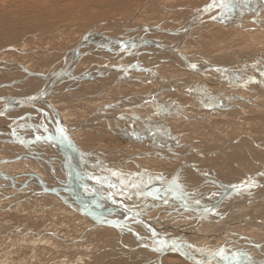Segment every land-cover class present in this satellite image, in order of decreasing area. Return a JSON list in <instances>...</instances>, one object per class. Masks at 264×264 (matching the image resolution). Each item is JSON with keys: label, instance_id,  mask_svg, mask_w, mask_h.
I'll return each instance as SVG.
<instances>
[{"label": "rangeland", "instance_id": "obj_1", "mask_svg": "<svg viewBox=\"0 0 264 264\" xmlns=\"http://www.w3.org/2000/svg\"><path fill=\"white\" fill-rule=\"evenodd\" d=\"M22 1L24 0H0V93L6 92V93H12L15 95H27V94H30V92L35 90L36 88L42 87V85L47 82L50 76V72L60 67L62 62L67 57V55L70 52H72V50L75 48V45L78 43V41L79 42L82 41V38L86 36L87 31H89V29L92 28L91 25L96 23L99 20H102L105 18H117V17L118 19H122V18L127 19L130 16L134 15L135 17L131 19L130 22L132 23H129V25L135 26V25H138V23L155 25L156 23L160 22L159 24H161V26L163 25L166 27H170V26L176 25L175 27L179 28V26H181L185 21H187V19L190 18L191 15H193V13L191 12L192 10L198 11L199 9L203 8L204 5H208V2L206 3L207 0H168V1L163 0L165 1L163 2V5L157 0H149L148 2L143 4L142 8H140L141 11L139 10L137 12L136 11L137 7H139L138 5L142 3V0H128V2L124 6H121L118 8H112L107 13L103 14L102 16L98 18H84V17L79 18L76 16H70L69 18L62 19L60 14L64 10L69 9V6H71L69 1L68 2L66 1L56 2V0H50L48 4L47 3L43 4L42 6L37 7V8L35 6H33V8H30V6L29 8H27L28 6L25 5L26 3ZM188 2H190L189 3L190 6L188 4L185 5ZM224 3L227 4L226 0H224ZM29 4L30 3H28V5ZM237 4H238L237 2H233L232 4L228 5V7L229 6L231 7L223 11V13L225 12L224 13L225 17L219 16L208 22L204 21L207 23V24L205 23V25L200 24V25L195 26L196 28L194 27L195 29L193 30L192 36L191 34L187 33L188 38L190 40H188L187 38L186 39L187 43L185 45L186 46L188 45L187 46L188 49H184L186 46H183L182 51H185L186 53L187 52L188 53L197 52V54L201 55V58L203 59L202 62L205 59V63H208L209 61L210 63H213V64L216 63L218 65L224 62L228 63L229 61H231L233 56L234 57L237 56L238 58L240 57L249 58V55L250 57H252L255 54H259L262 52L264 53V22H263L264 16H262L264 15V3L261 2V0H251V1L242 0V4L244 5V8L239 7ZM91 7L92 8H90V14L94 15L97 11V7L96 5H93ZM219 7L218 8L216 7L214 10L220 11L221 7L220 8ZM256 8H258L257 9L258 11L256 10ZM172 9L173 10L175 9V10L173 11ZM243 9L244 11H242ZM212 13H214V11H212ZM260 17L261 19H259L258 21H260L261 24L255 23L256 20ZM178 18L181 20H178ZM176 19L179 22L176 21ZM218 19L219 20L221 19V23L217 21ZM29 23H35L36 25L37 24L44 25V28L38 27L36 25L34 27H28ZM223 29L226 30V32H224L225 34L222 33V31H224ZM199 30H201L202 32ZM142 33H147L151 36H160L162 37L164 41H166V43H168L169 38L170 39L171 37L172 39L176 38L172 43L169 42V44L170 43L172 45L175 44L174 46L177 45V42L179 41L178 39L180 38L176 36L169 37L168 35H165L164 33L155 32L153 30H147L146 32L143 31ZM219 33H221V35ZM197 34L199 35L197 36ZM125 37L127 38V36ZM120 40L122 39L120 38ZM191 40H192L193 45L191 43ZM92 46H93V42L91 44L89 43L86 46H83L82 49L80 48V51L74 54V56H76L77 54L78 59L80 60L79 55H81L82 53H87L90 47ZM101 46L99 45L100 55L95 53V51H94V54H97V55H88V53L86 54L85 59L82 61V62H85V64L80 63L81 65H79V67H76L73 64L75 62L74 61L71 62L72 64L71 66L75 67L74 70L76 72L80 71L79 73H82L84 71L87 72L88 70L95 71L98 69V67L96 66V63L101 64V61H104V59H105L104 63L106 62L115 63L114 59L118 52L116 53L114 51L106 49V47L103 48ZM147 46L150 47L149 45ZM141 49H142V46H141ZM201 51H204L203 54ZM205 52H207L208 55L210 53L220 52L224 56L223 55H221L222 57L218 56L219 59H217V57L210 58L204 55ZM96 56L99 57V60L93 59ZM262 57L264 58V55ZM192 60L196 62L197 64L200 63L197 59H192ZM150 61H151L150 62L151 64L149 62L144 61L142 68L149 67V64H150L152 65L151 69L154 70L153 73L156 74L157 76L161 75L162 78L165 77L167 79H172L175 82L178 79L181 80L180 73L184 72L185 67L177 65L176 67L174 66V68H176L175 70L172 66H166L167 64L162 66L159 60H150ZM257 61L258 63H260L261 60L257 59L256 62ZM94 62L95 64H93ZM119 62L120 63L124 62V60L117 61L116 63H119ZM248 62L252 64L251 66L253 69L255 67L254 65L255 63L253 64L252 62H254V60H250V61L248 60L245 62L239 61L238 63L234 65L233 69L241 70L240 69L241 65L248 63ZM261 62H263V60ZM145 63H147L148 65ZM4 65H7V67ZM231 66L232 64L228 65V68L230 67L229 69H232ZM168 68L169 69L171 68V69L169 70ZM29 70H32L31 72L42 71L43 73H46L48 75H46V77L42 75H39V76L34 75V74L31 75L29 73ZM120 72L122 73L123 70L121 71L118 70L116 72L114 71L113 75L108 74L106 76L104 75V76H99V77L102 81L103 80L109 81L112 78H115ZM135 72H136L135 75L131 73L132 75H134L132 77L142 76V77L147 78L148 75H150L148 77L149 79L154 76L153 73H151L152 71L149 73L140 72V71H135ZM252 72L253 73H250L247 71L246 74L243 73L241 76H245V75L247 76V74L249 73L254 74L255 71H252ZM257 72L260 73L259 71ZM257 72H256V75H258ZM209 73L219 74L220 72L209 71L206 74H209ZM173 76H177V78ZM195 76L197 78L201 77V75H197V74H195ZM202 76L204 77V75ZM216 76L218 77V75ZM216 76L212 78L207 77V79L214 82L216 80L215 79ZM89 78L83 79L82 81L83 83H86L85 89H88L90 87L88 90H85L84 93L100 92L99 97L89 98V99L79 98L80 101H78V99L70 97V95H67V93H66L67 97L64 96L65 93H62V94L60 93L61 95L56 94L55 96H52L53 99L52 98L51 99L53 102L56 103L57 107L61 108V110L64 112V115L66 116L68 120L67 122L68 124L69 122H70V125H75L77 123H82V122L86 124V125L84 124L85 129L82 131L81 134H78L79 132H77L76 136L73 135V138L77 141L79 146L81 145V147H84L86 149L89 148L90 150L87 149L88 151L92 150L93 153L95 152L97 155L107 160L111 159V160H115V162L121 161L120 163L122 164L123 171H127L128 174H131L129 176H131L136 181V183H138L139 181L149 182L151 180L150 177L152 176H156L158 178L161 176L160 178L165 180L168 178V176L171 175L169 173H172L173 171L174 173L176 172V170L178 169L177 167H179V165L181 164V161L188 162V161H195L198 159L197 161L199 162L202 161L201 164L205 163L203 158H201L202 157L200 155L201 153L200 154L197 152L195 153V151L192 150V152L195 154L190 153L191 155H189V153H178L180 151L182 152L189 151L193 149L194 147L196 149H202V148L207 149L210 143L211 145H214V147H217L216 145L222 146L221 144L224 143L223 139L225 138L227 139L229 137L233 139L239 135L242 136V139L244 142L246 141V143L251 144L252 142L250 140L243 137V133H248L249 135L254 136V138L257 139L256 141H258L259 143H263L264 141V116L263 115L261 116L260 113H258L255 116H252L253 114H255L252 112H256L261 108L255 107L253 105H249V106L244 105L245 103H242L240 100L238 99L236 100L232 98L225 100L223 102V100H220V98L222 99L223 98L222 96H224V94L222 95V92L220 90H219V93L218 91H216L215 93H213V91H210L209 94L207 92L202 91V90L207 91L209 90L208 88H212L213 90H216L217 86L215 87L214 85H212V87L211 86L209 87V84L197 83L196 85H194V88H192V91H194L193 89H196L197 87H199V89H197L196 91L197 93L201 92V94H199V98L201 100H207L211 104L215 103V105L214 104L208 105L202 102H199L201 103L199 104L193 101V98L189 96L188 94L183 93L182 91L178 89H175L178 93L179 92L183 93L182 95H180V98H179V96H176L177 94H174L171 91V89L173 88L167 91V89L165 90L164 86L161 83H159V81H155V80L154 82L152 81L153 82L151 83L152 86L150 83L146 84L142 81L141 83H139L140 81L138 82L136 81V84L133 82L130 85L128 84L127 80H123L122 82L118 83L119 84L118 86L112 87L109 92L108 88H104L102 84L100 85V83L96 82V80H93L94 78L93 79L91 78L93 82ZM73 80L74 78L70 79V81H73ZM132 80L134 81L133 78ZM151 80L153 79H150L149 81ZM70 84L72 86L73 83L71 82ZM202 85H204L205 87ZM238 85L239 84H236L237 87ZM68 86L70 85L68 84ZM188 87L190 88V86ZM80 88H72L71 91L76 93V95H80L81 94L80 92H76V91H79ZM105 89L107 90V92H104L106 91ZM227 91L229 92L230 90L227 89ZM228 92L227 94H229ZM243 92H244L243 96L246 94H249V93H246L247 91H243ZM140 93L142 94V96ZM202 94H203V97H201ZM230 94H232V92H230ZM240 94L242 95V92H240ZM150 95L151 96L153 95L152 96L153 98L152 97L148 98L150 97ZM184 95L190 98L187 97L188 99L186 98L187 100H184L185 99ZM249 95H246V96H249ZM108 98L111 100V102ZM97 99H100V105L105 104V106L108 107L107 105L114 104L115 106H121L124 109V111L130 110L131 113L138 115L143 120H147L148 125H145L143 122L141 123V121L136 120L134 116L132 115L128 116L130 119L128 124L123 123V122L122 123L120 122L118 124L116 121L113 120V118L112 119H104V118L100 119L99 118L100 119L99 120L98 113L101 111V113L103 114L102 110L106 111L107 109L103 107L97 109V106L94 103H90L91 100L97 101ZM261 99H262L261 97L258 98L259 104H261L262 102ZM112 101H115V102L118 101L117 103L118 104L121 103V104L116 105V103ZM153 101L156 103H154ZM93 105L95 107H93ZM150 106L153 109H151ZM160 106H164V108L165 106L171 107L173 108V111L176 113L172 114V112L171 113L168 112L166 114L164 112L165 110H162ZM135 107L137 108V110ZM147 108H149L151 111L148 110ZM94 109H97L98 113H95ZM175 109L178 111H175ZM118 110L119 108L117 110H114V112L115 111L117 113L120 112ZM141 111L143 114L141 113ZM180 111L182 112V114L184 113V115L193 117L192 120L194 121L189 119L190 124L188 122L182 124V122L186 120V117L184 118L183 116H181ZM262 111H264V109ZM107 113H109L108 110L106 114ZM197 113H199L201 117L199 118L195 117ZM155 114H157L158 116L157 115L155 116ZM10 116L8 115V117L0 118V124H4L6 123V121L10 122L13 119L11 118L13 116L11 117ZM149 117L152 118V122L149 120ZM163 117L165 119H163ZM90 119L94 121L92 122ZM33 120L34 122H36L37 126L36 125L34 126V124L32 125V123L30 122L24 123V126H22L19 129L18 128L16 129L17 134L18 135L22 134L28 137H34V136L40 135L39 131L36 129V128L41 127L40 123L38 122V120H35V119ZM233 120H235L236 122ZM42 121L43 123H45L44 128L54 133L53 128L55 127L53 125V121L51 120V116L49 115L48 119L46 117H43ZM194 122H197V123H194ZM191 123H193V125H191ZM215 125L216 127L214 128ZM207 126L209 127V129ZM112 127H113V130H112ZM180 127L182 128L180 129ZM86 128H88L89 131L90 130L92 131L88 132ZM174 128H176L175 130L177 131H171V130H174ZM211 128L213 130L214 129L218 130V132L222 133V136L219 137V140H214L213 139L214 136L210 138V134L213 135V130ZM220 128H221V131H220ZM168 129H171V130H168ZM203 129H208V130H203ZM108 130L112 131V133L109 134ZM159 131L162 133H159ZM132 132L134 135L132 134ZM169 132L171 134H169ZM10 133L11 131L8 132V134ZM125 135L128 136V139L124 138ZM134 137L135 139H133ZM175 137H177L178 140L177 139L175 140ZM137 138H140V139L136 140ZM142 140L144 142H142ZM148 140H150V142H148ZM4 141H9V142H4ZM127 141H132V143L135 145H132V143H129ZM197 142H200L199 144L201 143H205V144L199 145ZM156 143H158V145ZM175 144L177 146H175ZM170 145L172 147L174 146L172 150H171L172 147ZM181 145L182 147H184V149L182 147H179ZM247 147L250 148V146H247ZM164 148L169 151L165 150ZM125 149L127 150L125 151ZM239 149H244V148L240 147L237 150ZM237 150H234L229 147L228 149L225 148L222 150V152H224L226 155L225 157L227 156L229 157L230 155L231 156L229 158L228 157L226 158L227 160L230 159L228 162L226 161L227 164L225 163L224 165L221 163V165L223 166L216 164L217 168L214 167V170H215L214 172H216L219 177H224L223 175L228 174L229 178L232 180L238 175L237 173H240L239 176L248 174L249 172L247 171L251 168L253 169L249 171H259L261 169H263L262 171H264V150L263 151L262 149L261 151L259 150L261 153L256 155L257 158L259 157V160L257 161L263 164V166L261 164V167L260 165L256 166L252 162V159L255 156L253 153L252 154L254 156L252 154H249L250 156L248 155L247 159H245V157L240 156V155H243L244 153L239 152ZM99 151H101L100 153L102 154H100ZM145 151L146 152L149 151V154H146ZM153 152H155V154ZM127 154H132L130 155L131 157L129 156L130 158L128 157L130 161V162L128 161L129 163L127 162L128 164L124 161V158H123ZM150 154H152L153 156L152 158L150 156H147ZM187 154L189 157L187 156ZM165 155H169V156L173 155V157H176L179 159V163L175 161L174 163L172 160L160 158V157H165ZM106 156L109 158H107ZM136 156L138 158H136ZM155 157L156 158L158 157V158L156 159ZM254 159L256 160V158ZM150 160L153 162H151ZM122 161H124V163ZM149 161L151 164H149ZM159 164L160 165L162 164L161 167H159L160 166ZM126 167H128L127 170H126ZM219 167H221L223 170ZM110 170L111 171L113 170L112 172L115 171L114 169H110ZM139 170L141 171V173ZM100 171L103 172L102 170ZM189 172L187 171L186 173H184L185 175L183 174L184 179L191 180L192 178L196 177L193 175L194 172L193 174H191L194 177H192ZM149 173L151 176L149 175ZM174 173H172V175ZM187 173L189 174L186 175ZM210 173L214 174L212 170L210 171ZM233 175L234 176L236 175V176L234 177ZM122 176L123 178L121 179L120 182L125 187H127L129 191L134 190L135 187L132 186L133 184L131 183V181H129V178H127L125 175H122ZM214 176L209 179H211L212 181L217 179L216 177L214 179ZM183 178L182 180H184ZM203 178H206V176L203 175ZM85 180L86 181L83 184L80 183L83 187H86L85 186V183H86L88 185L90 184L93 188L95 187V189L100 188V190H107L106 188L102 189L104 186L103 187L101 186V182L93 183L87 179ZM45 183H46V186H45ZM50 185L51 186L53 185L52 187L54 188H51ZM210 185L212 186L213 182H211ZM61 186L62 187L65 186V168L63 169V166H62V152L57 145L42 141V142L34 143L32 145V148L26 149L22 145H19V143L15 142L13 139H9L7 136L0 135V264H122L120 262H123V261L128 262L130 264H152V263L153 264H156V263L157 264H184L186 263L182 260H177L175 256H172V254H179L177 252L173 253V252L165 251L162 249L164 251L163 253H157L148 248H144L138 244L134 234L131 231L123 230L122 232H120L121 230L107 227L105 225L98 223L97 221L92 220L87 215L85 216L84 214L80 212L79 209L75 208L74 201H73L74 200L73 195H71L72 193L70 191L68 190L62 191L61 192L62 195H58L56 193L49 192L48 190V189L61 188ZM263 187L264 186L258 187L257 189L259 188L261 189ZM80 188L82 187L80 186ZM116 189L120 190L118 186L116 187ZM263 198H262L263 202H260L257 206L251 205L252 208L251 207L248 209L244 208L245 211H248V212L253 211V213H255V211H258L261 216L259 214H254V215H258L260 218H264V199ZM113 199H116V198H113ZM118 201H122V199ZM150 202L153 205L157 204L156 202H153V201H148L147 203H150ZM142 203L143 202H141L140 204V202H138L137 206L138 208L140 207L139 209H142L143 212L149 211L148 212L149 214L151 212L157 211L156 214L159 213L160 209L153 207L150 209L151 210L150 211V210H147L144 206H140L142 205ZM203 203H205V201ZM230 205L235 206L232 202L230 203ZM165 208L164 210H166ZM169 209H167V212H169L168 211ZM160 214L163 215L164 213L160 212ZM113 217L121 218L122 215H116ZM210 224H215V223L212 222ZM143 234H145L143 236L144 241L147 240L146 242H150V241L153 242L152 238L149 236L147 232L145 233L142 232V235ZM123 236H127V237L130 236V237H128L127 240H125ZM217 239H220V238L219 237L215 239L206 238V240H210V241L211 240L216 241ZM125 244H127L128 247H125L126 246ZM134 244H136L137 246ZM125 249L126 250L128 249L129 252L126 251ZM242 250H243L242 247L236 249V251H242ZM239 253L243 254L242 252H239ZM239 253L230 252L229 257H232L233 254H238V256H241ZM137 255H139L140 257ZM122 259H125V260L127 259V260L125 261ZM133 260L134 262H132Z\"/></svg>", "mask_w": 264, "mask_h": 264}, {"label": "water", "instance_id": "obj_2", "mask_svg": "<svg viewBox=\"0 0 264 264\" xmlns=\"http://www.w3.org/2000/svg\"><path fill=\"white\" fill-rule=\"evenodd\" d=\"M261 1L264 3V0ZM211 2L212 0L209 2V4ZM216 7L218 8L219 5H217ZM216 7H213L210 11H205L206 7L199 9V11L192 10L191 12L193 13V15L181 25L182 27L179 26V28L176 29H170L162 26L158 27L157 25L159 24H138L133 28L125 29L123 33L115 36V38L106 36L103 38L104 41L101 39L92 40H94L97 45H104L109 48H114L116 45L121 46L124 45L126 41H130L131 45H129L127 49H132L144 43H150L155 48L151 53V55L153 54V56L167 55L170 58H174L177 60V65H181L182 67L189 69L193 74L197 75H202L203 73H208L209 71L220 72L223 75L217 79V82L221 81V79H224L227 80V82L239 84L242 83L239 80L241 71H230V69L228 68V64H205V62L202 64L203 59L201 58L200 54L188 52L186 53L185 51H181V49L183 48L182 46L170 45L164 40L156 38V36L146 35L147 33L140 35V32H146L147 30H153L155 32L173 35H180L182 34V31H185L187 33L191 31L195 26L202 24L205 20L210 21L215 19L211 14L212 10ZM128 34L131 35L128 36ZM100 35L103 36L102 33H100ZM124 35H126L128 38L120 40V38ZM147 59H149V57ZM192 59H197L198 61H200L202 66L200 68L195 67L193 69L194 62ZM73 61L74 57L72 55V57L67 61V63H65V65L54 72L53 79L49 80V83L47 85H44L39 91H35L27 95H15L6 92L0 93V118H5L8 117V115L12 114L18 116L15 120L9 122L8 124H0V135H5L9 139H13L15 142L19 143V145H22L26 149H30L32 148V145L34 143L42 141L57 145L63 154V164L65 168V186L48 190L49 192H53L58 195H62V191H70L73 194L75 208L79 209L80 212L85 216L87 215L92 220L97 221L98 223L110 228L131 231L134 234L139 245L144 248L153 250L157 253H163V248L170 247L172 249H169L167 251L177 252L182 255L188 262H192L194 264H211V262H215L217 264H225V262L222 261L219 257L213 256L210 252L194 245L188 239V237L201 236L208 239H215L221 236H225L226 238L227 234H230L232 227L248 223L249 220L256 222V224H264V221L259 216L254 215L253 211L248 212L243 210V207H246L247 204L258 205L260 202H262V198L256 197L257 195L252 192V188L256 187L255 182H247V186H244V184H242L241 182L233 184L227 183L221 179L212 181L211 179L206 177L201 183L192 186L189 189L190 186L182 180L183 176L185 175H183V172L186 169L191 168L194 173L198 175L202 174L193 170L195 169L193 163L181 161V164L179 165L176 172L173 175L168 176V178L165 180L160 179L156 176H152L150 177L151 180L149 182L139 181L138 183H136V181L131 176L125 174V176L129 178V181H131V183L133 184L132 186L135 188L133 191H127L125 189L126 193L120 194L119 191H116V187L119 186L124 189V185L119 183L118 177L112 175L110 169L119 171L121 165H112L105 158L99 157V155H97L96 153L88 151L86 150V148L79 146L77 141L72 137V133L82 129L84 126V122L77 123L75 125L66 123L64 120V115L56 106L55 102H53L51 99L52 96L56 94V82L81 76L80 73L77 75L74 74L72 76V72L68 69L69 64ZM142 65L143 64L141 61L135 60L126 64L116 65L115 69L119 71L124 70L127 72L140 68L141 70H145L144 72L149 73V69L146 67H143L142 69ZM248 70L251 69H245L243 73L246 74ZM262 70H264V67H262L260 71ZM31 71L32 70H29V73L31 75L34 74L39 76V72ZM40 74L44 77L48 75L46 73ZM255 76L256 75L254 74H247V77H242L241 80L245 79L247 81L248 79H254ZM168 83L171 88L173 87V89H178L183 93L191 96L195 102L205 101V103L209 105V102L207 100L196 99V97L192 93L194 91H190L189 87H185V90H183L182 86L176 88V86L171 81ZM197 83L209 84L205 78L196 79V81H194L192 85H196ZM29 108L36 110L38 114L41 113V117L44 115H50L53 124L56 126L54 133H52L50 130H45L44 125L41 123V127L36 128L40 133V135L38 136L41 137V139L37 140V136L28 137L22 134L18 135L16 127L21 128L24 125L25 121L32 123V125L34 124V126L36 125V122L32 120V113L28 111ZM23 112L24 114H22ZM20 113L22 115H18ZM98 116L99 118L101 117L104 119H111L108 114L100 113L98 114ZM22 117L24 119H22ZM59 128H63L65 130L64 136H61L59 134ZM8 129L11 131L10 134H6V132H4ZM244 136L249 137L254 146L264 149V142L259 143L255 140L256 138L254 139V136L252 135ZM48 137L52 138L49 139ZM242 142V136L240 135L226 141L225 144H240L248 154H252V151L244 145L245 143L242 144ZM222 146H220V148ZM193 150L197 153L200 151V149L196 148H193ZM220 151L214 153L204 152L202 153L203 156L201 155L202 157H200L203 158L207 155L219 153ZM145 153L149 154V152ZM147 156L153 157L152 154ZM160 158L179 162L178 158L169 155ZM229 160L230 159L225 161ZM252 162L256 166L262 164L254 158L252 159ZM76 163L78 164L76 165ZM90 167L93 169L97 168L104 171L108 175V177L110 176V180L113 183L109 182L105 176L93 171ZM214 171L215 170H212V172ZM248 172L249 174L246 175H248L249 179H260V181L256 180V182H258L257 184L259 185L258 187L264 186V177H259V175L263 176L259 171ZM82 174L89 176V178L103 177V180H101L100 182L105 188H107V192H98L95 188L88 184H85L86 187H83L81 184L84 182H82L81 178L78 177ZM211 182L215 184V187L220 189V194L215 198L214 201H212L211 204L203 203V201L210 200L212 195L216 194L215 192L206 191L205 193H201L200 196L194 198L199 189L203 188L205 185ZM80 186L82 188H80ZM234 186H241L240 190L238 191ZM169 189H171V191H169ZM237 194L239 195L238 198L232 201L231 198ZM110 195H113L112 197L116 199H113L112 197H110ZM121 199L122 201H118ZM238 200L242 201L244 204L238 205L236 208L233 205H231L230 208H225L226 204L236 202ZM142 201L156 202L157 204L154 205V207L160 209L159 213H157L156 216H151V214L149 215L148 213H146L147 216L144 215L142 209H139L137 207L138 202ZM171 201L180 203L181 207L175 206L169 209V212L165 211V213L163 210L165 207H168L167 203ZM197 201H199V203H197ZM92 204L93 206L95 205L96 207H99V211H96V209H91L90 207ZM205 209H207V211ZM160 212H163L164 214L162 215L160 214ZM235 214H239L242 217L231 222H226L228 218L234 216ZM116 215H122V217H113ZM210 216H213V218L209 219ZM175 217H177V219H182V221H188V225H175V227L169 226L170 231L164 230L162 227H158V224H160L167 229L168 223H166L165 220L169 221L168 219ZM212 222H221L220 224L223 225L221 232L212 236L201 233L200 229L202 227H206V225ZM138 227L144 228L152 238L153 242L144 241L137 229ZM163 231L166 232L162 233ZM160 241H163L164 243L161 244ZM182 243L186 244V246L190 249L191 252L195 254V256L190 255L184 248H181L180 245L182 246ZM226 254L230 256L229 253L226 252ZM249 257L253 261L256 260L259 264H264V256L258 258L254 256L251 257V255H249ZM237 262L238 261H233V264H237Z\"/></svg>", "mask_w": 264, "mask_h": 264}, {"label": "bare ground", "instance_id": "obj_3", "mask_svg": "<svg viewBox=\"0 0 264 264\" xmlns=\"http://www.w3.org/2000/svg\"><path fill=\"white\" fill-rule=\"evenodd\" d=\"M29 1V2H28ZM49 1L50 0H24V1H22V2H25L26 4L25 5H27L28 7L27 8H29V6H30V8H33V6H35L36 8L37 7H40V6H42L43 4H48L49 3ZM59 1H66V2H68L69 1V3L71 4V6H69V9H67V10H64L63 12H61V17H62V19L63 18H69L70 16H76V17H79V18H98V17H100V16H102L103 14H105V13H107L110 9H112V8H118V7H121V6H124L127 2H128V0H56V2H59ZM149 0H142V3H140L138 6L139 7H137V12L140 10V8H142V6H143V4H145L146 2H148ZM157 1H159L162 5H163V2H165V1H163V0H157ZM168 1V0H167ZM211 0H207L206 1V3L208 2V4H209V2H210ZM231 0H226V2H227V4L230 2ZM251 1V0H250ZM197 2V1H196ZM233 2H237L238 4V6L240 7V6H242V7H244V5L242 4V0H233V1H231V4L233 3ZM262 2V1H261ZM28 3H30L29 5H28ZM182 3V2H181ZM189 3L190 2H188V3H186L185 5H189ZM22 4V3H21ZM194 4H196V3H194ZM193 4V5H194ZM200 4V3H199ZM230 4V3H229ZM228 4V5H229ZM235 4V3H234ZM93 5H96V7H97V11H96V13L94 14V15H92V14H90V8H92L91 6H93ZM219 5V4H218ZM21 6H23V5H21ZM32 6V7H31ZM182 6V5H181ZM190 6V5H189ZM199 6V5H198ZM207 5H204L203 6V8L204 7H206ZM26 7V6H25ZM168 7V6H167ZM188 7V6H187ZM231 6H229V7H227V8H220L221 10L219 11H217V10H212V11H214V13H212L211 15L212 16H214V18H217V17H219V16H223V17H225L224 16V13H223V11H225V9H229ZM19 8V7H18ZM173 8V7H172ZM181 8V7H180ZM183 8V7H182ZM195 8H196V6H195ZM248 8V7H247ZM202 9V8H201ZM256 9H258V8H256ZM170 10V9H169ZM173 10V9H172ZM175 10V9H174ZM173 10V11H174ZM178 10V9H177ZM189 10V9H188ZM192 10V9H191ZM141 11V10H140ZM164 11V10H163ZM199 11V10H198ZM215 11H216V13H215ZM144 12V11H143ZM142 12V13H143ZM170 12V11H169ZM180 12V11H179ZM178 12V13H179ZM172 13V12H171ZM176 13V12H175ZM139 14V13H138ZM173 14V13H172ZM176 15V14H175ZM173 16V15H172ZM182 16V15H181ZM192 16V15H191ZM190 16V17H191ZM262 16H264V15H262ZM133 17H135L134 15H132V16H130L129 18H122V19H118V17L117 18H105V19H102V20H99V21H97L96 23H94V24H90L91 26H92V28L91 29H89V31H87V33H86V36H85V38H82V41H78V43L75 45V48L72 50V52H70L68 55H67V57L65 58V60L62 62V64L60 65V67L58 68V69H60L63 65H65V63H67V61L72 57V55H73V57H74V62L75 63H73L74 64V66H76V67H79V65H81L80 63H82V64H85V62H82L84 59H85V56H86V54L88 53V55H100V52H99V49L97 50V48L96 47H99V45L98 46H96L97 44L94 42V40H92V39H101V40H103V38L104 37H106V36H108V37H112V38H115V36H117V35H120L123 31H125V29H128V28H133L134 26L133 25H129V23H132V22H130L131 21V19H133ZM223 17H221V18H223ZM186 18V17H185ZM184 18V19H185ZM228 18V17H227ZM173 19V18H172ZM183 19V18H182ZM259 19H261V17L260 18H258L257 20H256V22L255 23H257V24H261V22L260 21H258ZM178 20H181V19H179L178 18ZM177 19H176V21H178ZM188 20V19H187ZM172 21V20H171ZM205 21H207V20H205ZM218 22H220L221 23V19L219 20H217ZM237 21V20H236ZM238 21H240V20H238ZM179 22V21H178ZM182 22V21H181ZM208 22V21H207ZM242 22V21H241ZM264 22V21H263ZM118 23H120V24H118ZM160 23V22H159ZM159 23H156L155 25H157V24H159ZM166 23V22H165ZM168 23V22H167ZM176 23V22H175ZM205 23L206 22H203L202 24H204L205 25ZM139 24V23H138ZM179 24V23H178ZM207 24V23H206ZM212 24V23H211ZM250 24V23H249ZM36 24L35 23H29V25H28V27H34ZM160 25V26H159ZM159 25H157L158 27H161V24H159ZM216 25V24H215ZM36 26H38V27H43L44 28V25H39V24H37ZM136 26V25H135ZM176 26V25H175ZM175 26H170V27H166V26H163L162 25V27H166V28H170V29H176L177 27H175ZM226 26V25H225ZM243 26V25H242ZM196 28V27H195ZM195 28H193L191 31H189V32H187L188 34H191V36L193 35L192 33H193V30L195 29ZM229 28V27H228ZM227 29V28H226ZM87 30H88V28H87ZM98 30V31H97ZM224 30V29H223ZM228 30V29H227ZM114 31V32H113ZM199 31H201V30H199ZM217 31V30H216ZM202 32V31H201ZM218 32V31H217ZM224 32H226V30H224V31H222V33H224ZM235 32V31H234ZM100 33H102L103 34V36H101L100 35ZM182 34H180V35H173V34H165V35H168L169 37H171V36H173V37H180L178 40V42H177V45L176 46H186L185 44L187 43L186 42V39L188 38V34L185 32V31H182L181 32ZM213 33V32H212ZM228 33V32H227ZM226 33V34H227ZM259 33V32H258ZM257 33V34H258ZM142 34H144V33H140V35H142ZM220 35H221V33H219ZM225 34V33H224ZM105 35V36H104ZM128 35H131V34H128ZM146 35H149V34H146ZM199 34H197V36H198ZM126 35H124L123 37H121V39H126V37H125ZM195 36V35H194ZM193 36V37H194ZM219 36V35H218ZM248 36V35H247ZM125 37V38H124ZM217 37V36H216ZM215 37V38H216ZM251 37V36H250ZM91 38V39H90ZM128 38V37H127ZM156 38H158V39H160V40H163L162 39V37H160V36H156ZM84 39V40H83ZM176 39V38H175ZM174 38L172 39V37H171V39L169 38V41H168V44H169V42H173L174 40H175ZM180 40H181V42H180ZM188 40H190L189 38H188ZM255 40V39H254ZM93 42V46L92 47H90V49L88 50L87 48V50H88V52L87 53H82L83 51H84V49H83V51L80 53L81 55H79L80 56V60L78 59V56H77V54H76V56H74V54L75 53H77L78 51H80V48L82 49V47L83 46H86L87 44H91ZM166 42V41H165ZM180 42V43H179ZM170 43V45H172ZM175 43V42H174ZM190 43V42H189ZM191 43H192V40H191ZM212 43V42H211ZM95 45V46H94ZM129 45H131V42L130 41H126L125 42V44L124 45H121V46H118V45H116V47L115 48H109V47H107V46H104V45H102V47L104 48V47H106V49H109V50H111V51H114V52H118L117 54H116V57H115V59H114V61H115V63L114 62H112V63H108V62H106V63H104L105 62V59H104V61H101V64H97L96 63V66L98 67V69H100L99 71H97V70H95V71H89V73L88 72H82V73H80L81 74V76H78V77H75V78H77V80H79V83L78 82H76V83H74V84H72V86H71V84L67 81L68 79H64V80H60V81H58V82H56V85H55V92H56V94H59V95H61L62 93H65L64 94V96H66V93H67V95H70V97H73V98H76V99H78V101H80L79 100V98L80 99H84V98H93V97H98L99 95H100V92H98V93H96V92H93V93H91V92H86V93H84V91L85 90H88V89H85V85H86V83H83L82 81H83V79H87V78H89L90 80H91V78L93 79V80H96V82H98V83H100V85L102 84L103 85V87L104 88H108L109 89V92H110V89L112 88V87H115L119 82H121V81H123L124 79H127L128 81H129V83H135L136 84V81L138 82V81H140L139 83H141V81L142 82H144V83H153L154 82V80L155 81H159V83H161V84H164L165 85V90L167 89V91H169L170 89H171V87H170V85H169V83L168 82H172L175 86H176V88H179V87H181L182 86V88H183V90H185L184 89V80H185V78H186V80H191V81H196V80H194L195 78L196 79H198V78H201V79H206L207 81H208V83H209V87L211 86L212 87V85H214L215 87L217 86V89L216 90H213L212 88H208L209 90H207V91H205V90H202V91H204V92H207L208 94L210 93V91H213V93H215L216 91H218V93H219V90L222 92V95L224 94V96H222L223 98L221 99L220 97V100H223L224 101V98H225V100H228V99H238V100H240L242 103H245L244 105H247V106H249V105H253V106H255V107H259V108H261V109H259L258 111H256V112H252V113H255V114H253L252 116H255V115H257L258 113H260V115L262 116H264V111H262L263 109H264V70H262V71H260L261 69H262V67H264V65H261V66H256L255 64L257 63V64H260V63H258V61L256 62V60L258 59H260L261 61L263 60L264 61V58L262 57L263 55H264V53L262 52V53H259V54H255V55H253L252 57H250V55H249V58L248 57H240V58H238L237 56H233V58L231 59V61H229L228 63H220L219 65H224V64H228V65H231L232 64V66H231V68L232 69H230V71H234V72H236V71H241V73H240V76L243 74V71H245V69H251V70H248V72H250L251 73V71H255L254 72V75H256V72L257 71H259L260 73H258L259 75H256L255 77H254V79H248L247 81L244 79H242L241 80V78L242 77H247L246 75L245 76H241V77H239V80L242 82V83H239V85H238V87L236 86V84L237 83H230V82H227V80H224V79H221V81H218L217 82V79L218 78H220L223 74L222 73H219V74H211V73H209V74H202V75H204V77L201 75V77H196L195 76V74H192V73H190L189 71H184V72H181L180 73V76H181V80H177L176 82L174 81V80H172V79H167V78H162V76L161 75H159V76H157L156 74H154L153 72H154V70L153 69H151V68H148V67H146V68H148L150 71L149 72H151V73H153V77H151V78H149V79H153V80H151V81H148V77L150 76V75H148V77L146 78V77H142V76H140V77H136L135 76V78H136V81H132V79H130V77H129V74H128V72L129 71H124L123 70V72L120 74L121 75V77L120 78H118V79H116V80H113V81H111V82H107V81H102L100 78H98V77H96V75L99 73V74H107V73H109V70H116L115 69V66L116 65H119V64H126L125 63V61L127 62V63H129V61H131V62H133V61H135V60H139V61H141L142 62V64H144V61L145 62H151L150 60H159L160 62H161V64L163 65V64H167L166 66H172L173 68H174V66L176 67L177 66V64H176V59H172V58H170V57H168L167 55L165 56H157V55H155V56H153V54L151 55V53H152V50H154L155 48H154V46H152L151 44H149V43H144V44H142V45H138L137 47H134V48H129V49H127V47L129 46ZM147 45H149L150 47H148ZM173 45H175V44H173ZM192 45H193V43H192ZM89 46H91V45H89ZM88 46V47H89ZM141 46H142V49H141ZM188 46V45H187ZM187 46L184 48V49H188L187 48ZM203 47H205V46H203ZM100 48V47H99ZM190 48V47H189ZM105 49V50H106ZM253 50V49H252ZM94 51H95V53H97V54H94ZM181 51H182V49H181ZM250 51V50H249ZM86 52V51H85ZM194 52V51H193ZM202 52V54H203V52L204 51H201ZM200 52V53H201ZM254 52V51H253ZM258 52H260V51H258ZM257 53V52H256ZM79 54V53H78ZM102 54V53H101ZM104 54H106V53H104ZM196 54H197V52H196ZM204 55L205 56H208V57H210V58H216L217 57V59H219V57L221 56V55H223V54H221L220 52H216V53H210L209 55L207 54V52H205L204 53ZM235 55V54H234ZM237 55V54H236ZM245 55V54H244ZM111 56V55H110ZM135 56V57H134ZM136 56H137V59H136ZM219 56V57H218ZM224 56V55H223ZM229 56V55H228ZM57 57V56H56ZM132 57H134V58H132ZM149 57V59H147ZM151 57V58H150ZM160 57V58H159ZM222 57V56H221ZM130 58H132V59H130ZM159 58V59H158ZM226 58V57H225ZM230 58V57H229ZM93 59H95V60H99V57L98 56H96L95 58H93ZM103 59V58H102ZM256 59V60H255ZM122 61V60H124V62H119V63H116L117 61ZM207 60V59H206ZM250 61V60H254V62H252L254 65H255V67L252 69V64H250L249 62L248 63H245V64H242L241 65V70H236V69H233V67H234V65L236 64V63H238L239 61ZM107 61V60H106ZM211 61V60H210ZM194 62V61H193ZM205 62V59H204V61L202 62V64ZM213 62V61H212ZM223 62V61H222ZM210 62L208 61V63H205V64H209ZM243 63V62H242ZM93 64H95V62L93 63ZM145 64H147V63H145ZM151 64V63H150ZM149 64V67L151 66ZM170 64V65H169ZM198 64H201V63H198ZM213 64V63H212ZM216 64V63H215ZM239 64H241V63H239ZM72 64L70 63L69 64V66H68V69L72 72V76L74 75V74H79V72H76L75 70H74V66H71ZM78 65V66H77ZM148 65V64H147ZM194 65H196V68L197 67H199V65L197 66V63H195L194 62ZM4 66H6L7 67V65H4ZM95 66V67H96ZM113 66V67H112ZM143 66V65H142ZM181 66V65H180ZM238 66H240V65H238ZM83 67V66H82ZM179 67V66H178ZM195 68V66H193V69ZM230 68V67H229ZM79 69V68H78ZM102 69H105V70H108V71H104V72H102L101 70ZM143 69V68H142ZM164 69V68H163ZM169 69V68H168ZM171 69V68H170ZM169 69V70H170ZM175 70H176V68H174ZM185 70H187L186 68H184ZM57 70V69H56ZM56 70H54V71H51L50 72V76H49V78H48V80H47V82L45 83V84H43L42 85V87L44 86V85H47L48 83H49V80H52L53 79V77H54V72H56ZM82 70V69H81ZM137 70H139L140 72H144L145 70H141L140 68H138ZM78 71V70H77ZM83 71V70H82ZM40 73H43L42 71H40L38 74L39 75H41ZM150 73V74H151ZM249 73V74H250ZM253 73V72H252ZM140 74V73H139ZM142 74V73H141ZM216 75H218V77L216 76ZM214 76H216V80L213 82V81H211V80H208L207 79V77H209V78H212V77H214ZM173 77H175V78H177V76H173ZM203 77V78H202ZM259 77V78H258ZM258 78V79H257ZM71 79V78H70ZM89 80V81H90ZM93 80H91L92 82H93ZM254 80H256V81H254ZM153 81V82H152ZM180 81H182L181 82V85H177V84H179V82ZM204 81V80H203ZM228 81H230V80H228ZM250 81H252V82H250ZM254 81V82H253ZM66 82V83H65ZM95 82V81H94ZM102 82V83H101ZM157 83V82H156ZM68 84L70 85V86H68ZM155 84V83H154ZM80 85H82V93L80 94V95H76V93H74V92H72L71 91V89L72 88H78ZM95 86V85H94ZM141 86H142V84H141ZM151 86H152V84H151ZM199 86H200V84H199ZM202 86H204V85H202ZM221 86V87H220ZM42 87H38V88H36L35 90H33V91H31L30 93H32V92H35L36 90H40ZM205 87V86H204ZM142 88V87H141ZM173 88V87H172ZM194 88V87H193ZM202 88V87H201ZM225 88V89H224ZM197 89H199V87H197L196 89H193L194 90V92H196V93H194V92H192L193 94H194V96L196 97V99H198V100H200V98H199V95H198V93H197ZM204 89V88H203ZM227 89H229L230 91L228 92L227 91ZM103 90V89H102ZM106 90V89H105ZM114 90V89H113ZM149 90V89H148ZM8 91V90H7ZM91 91V90H90ZM93 91V90H92ZM150 91V90H149ZM164 91V90H163ZM191 91V90H190ZM243 91H247L246 93H249V94H246V95H249V96H246V95H244L243 96ZM104 92H107V90L106 91H104ZM140 92V91H139ZM142 92V91H141ZM146 92V91H145ZM227 92L229 93V94H227ZM230 92H232V94H230ZM240 92H242V95L240 94ZM61 93V94H60ZM113 93V92H112ZM152 93V92H151ZM55 94V95H56ZM106 94V93H105ZM111 94V93H110ZM114 94V93H113ZM141 94V93H140ZM175 94H177L176 96H179V98H180V95H182L183 93L182 92H179V93H175ZM199 94H201V92L199 93ZM55 95H53V96H55ZM58 95V96H59ZM139 95V94H138ZM219 95V94H218ZM58 96H56V97H58ZM86 96V97H85ZM102 96V95H101ZM106 96V95H105ZM113 96V95H112ZM115 96V95H114ZM141 96H142V94H141ZM140 96V97H141ZM148 96H149V94H148ZM153 96V95H152ZM151 95H150V97H148V98H151L152 97ZM172 96V95H171ZM62 97V96H61ZM67 97V96H66ZM66 97H64V98H66ZM184 97H185V99L184 100H187L188 98H190V97H186L185 95H184ZM183 97V98H184ZM201 97H203V94L201 95ZM259 97H261L262 99H261V104H259V100H258V98ZM63 98V97H62ZM114 98V97H113ZM142 98V97H141ZM146 98V97H145ZM153 98V97H152ZM182 98V97H181ZM187 98V99H186ZM53 99V98H52ZM109 99V98H108ZM143 99H144V97H143ZM147 99V98H146ZM256 99H257V101H256ZM58 100H60V99H58ZM65 100V99H64ZM63 100V101H64ZM66 100H68V99H66ZM100 100V99H99ZM110 100V99H109ZM113 100V99H112ZM153 100V99H152ZM151 100V101H152ZM180 100V99H179ZM192 100V99H191ZM220 100H218V101H220ZM137 101V100H136ZM139 101V100H138ZM156 101V100H155ZM174 101V100H173ZM183 101V100H182ZM194 101V100H193ZM192 101V102H193ZM233 101V100H232ZM77 102V101H76ZM88 102V101H87ZM109 102V101H108ZM110 102H111V100H110ZM112 102H114V103H116V105H119V104H121V103H117L118 101H112ZM123 102V101H122ZM154 102V101H153ZM168 102V101H167ZM171 102V101H170ZM177 102V101H176ZM188 102H189V100H188ZM202 103H205V101H201ZM217 102V101H216ZM66 103V102H65ZM84 103V102H83ZM86 103V102H85ZM140 103V102H139ZM154 103H156V102H154ZM183 103V102H182ZM197 103H199V102H197ZM196 103V104H197ZM56 104V103H55ZM71 104V103H70ZM70 104H68V105H70ZM199 104H201V103H199ZM212 104H214L215 105V103H212ZM211 103H209V105H212ZM259 104V105H258ZM107 105V104H106ZM122 105H123V103H122ZM160 105V104H159ZM57 106V105H56ZM82 106V105H81ZM90 106V105H89ZM108 107H106L105 106V104H103V105H100V103H99V105L97 106V109H99V108H105V109H107L108 110V112L109 113H107L109 116H110V118L112 119L113 118V120L114 121H116L118 124L121 122H123V123H126V124H128V121L126 120V117H124V116H127V115H132V116H134V118L136 119V120H138V121H141V123L143 122L145 125H148V123H147V120H143L142 118H140L138 115H136V114H134V113H131L130 112V110L129 111H124V109L121 107V106H115L114 104H111V105H107ZM129 106V105H128ZM147 106V105H146ZM175 106V105H174ZM71 107V106H70ZM93 107H95L94 105H93ZM141 107V106H140ZM139 107V108H140ZM151 107V106H150ZM173 107V106H172ZM222 107V106H221ZM228 107H230V106H228ZM59 108V107H58ZM68 108V107H67ZM76 108V107H75ZM119 108V110L118 111H120V112H114V110H117ZM132 108V107H131ZM136 108V107H135ZM142 108H143V106H142ZM141 108V109H142ZM155 108V107H154ZM160 108L162 109V110H165L164 112L167 114L168 112H172V114L173 113H176V112H174L173 111V108H171V107H166L165 106V108H164V106H160ZM217 108V107H216ZM250 108V107H249ZM93 109V108H92ZM97 109H94V112L95 113H98V111H97ZM128 109H130V108H128ZM133 109V108H132ZM148 110H150L149 108H147ZM151 109H153L152 107H151ZM225 109V108H224ZM254 109V108H253ZM252 109V110H253ZM59 110L62 112V114L64 115V112L61 110V108H59ZM65 110V109H64ZM83 110V109H82ZM89 110V109H88ZM107 110L105 111V110H102L103 111V114H106V112H107ZM136 110H137V108H136ZM143 110V109H142ZM168 110V111H167ZM223 110V109H222ZM28 111H30L31 113H32V117H33V119H35V120H38V122L40 123V125H41V123L44 125L45 123H43V121H42V118L43 117H46L47 119H48V117H49V115H44V116H42L41 117V113H39L38 114V112L36 111V110H34V109H28ZM76 111V110H75ZM151 111V110H150ZM156 111V110H155ZM175 111H178V110H176L175 109ZM82 112V111H81ZM158 112V111H157ZM181 112V111H180ZM87 113V112H86ZM101 113V111L98 113V114H100ZM122 113H123V115H122ZM141 113H142V111H141ZM152 113V112H151ZM22 114H24V112L22 113ZM21 113L20 114H18V115H22ZM92 114H94V113H92ZM91 114V115H92ZM143 114V113H142ZM147 114H149V113H147ZM159 114V113H158ZM161 114V113H160ZM164 114V113H163ZM84 115V114H83ZM154 115V114H153ZM157 114H155V116H156ZM178 115V114H177ZM210 115V114H209ZM10 116V115H9ZM11 116H13V117H11ZM10 117L11 118H13L10 122H12L13 120H15L18 116L17 115H15V114H12ZM15 116V117H14ZM78 116V115H77ZM131 116V117H132ZM158 116V115H157ZM160 116V115H159ZM179 116V115H178ZM181 116H183L184 118L186 117V120L185 121H183L182 122V124L183 123H186V122H188L189 124H190V122H189V119L190 120H192L193 119V117H191V116H187V115H184V113L182 114V112H181ZM203 116V115H202ZM205 116V115H204ZM239 116V115H238ZM250 116V115H249ZM259 116V115H258ZM85 117V116H84ZM83 117V118H84ZM124 117V118H123ZM153 117V116H152ZM195 117H197V118H199V117H201V115L199 114V113H197L196 115H195ZM251 117V116H250ZM88 118H90V117H88ZM205 118V117H204ZM22 119H24L23 117H22ZM27 119V118H26ZM32 119V120H33ZM45 119V118H44ZM77 119V118H76ZM87 119V118H86ZM85 119V120H86ZM100 119H103V118H101L100 117ZM105 119H107V118H105ZM109 119V118H108ZM163 119H165L164 117H163ZM7 120V119H6ZM64 120H65V122L67 123L68 121L66 120V117H65V115H64ZM79 120V119H78ZM81 120V119H80ZM92 122L94 121V120H92V119H90ZM149 120L152 122V118H150L149 117ZM160 120V119H159ZM173 120V119H172ZM205 120H207V119H205ZM230 120V119H229ZM245 120H247V119H245ZM82 121V120H81ZM84 121V120H83ZM125 121V122H124ZM171 121V120H170ZM204 121V120H203ZM232 121V120H231ZM233 121H235V120H233ZM260 121V120H259ZM28 121H25L24 123H27ZM91 122V123H92ZM156 122V121H155ZM212 122V121H211ZM215 122V121H214ZM213 122V123H214ZM236 122V121H235ZM241 122V121H240ZM261 122H263V121H261ZM9 122L8 121H6V123H4V124H8ZM162 123H163V121H162ZM171 123V122H170ZM203 123V122H202ZM209 123V122H208ZM207 123V124H208ZM228 123V122H227ZM233 123V122H232ZM231 123V124H232ZM238 123V122H237ZM246 123H248V122H246ZM29 124V123H28ZM69 124H70V122H69ZM85 124V123H84ZM90 124V123H89ZM93 124H95V123H93ZM112 124V123H111ZM117 124V125H118ZM205 124V123H204ZM210 124V123H209ZM215 124V123H214ZM218 124V123H217ZM240 124V123H239ZM242 124V123H241ZM255 124V123H254ZM50 125V124H49ZM54 125V124H53ZM86 125V124H85ZM85 125L83 126V128L82 129H80V130H77V131H75L74 133H72V137H73V135H75L76 136V134H77V132H79L78 134H81L82 133V131L85 129ZM88 125V124H87ZM91 125V124H90ZM108 125V124H107ZM115 125V124H114ZM160 125V124H159ZM192 125V124H191ZM211 125H213V124H211ZM219 125V124H218ZM222 125V124H221ZM225 125V124H224ZM18 126V125H17ZM46 126V125H45ZM51 126V125H50ZM49 126V127H50ZM110 126V125H109ZM109 126H108V128H109ZM131 126V125H130ZM210 126V125H209ZM230 126V125H229ZM34 127V126H33ZM47 127V126H46ZM54 127L55 128H53L54 130L56 129V126L54 125ZM114 127V126H113ZM113 127H112V130H113ZM142 127V126H141ZM201 127V126H200ZM199 127V128H200ZM206 127V126H205ZM208 127V126H207ZM216 127V125L214 126V128ZM19 129V127H16V129ZM48 128V127H47ZM52 128V127H51ZM93 128V127H92ZM111 128V127H110ZM133 128V127H132ZM138 128V127H137ZM178 128V127H177ZM182 127H180V129H181ZM203 128H204V126H203ZM221 128H222V126H221ZM221 128H220V131H221ZM88 131H89V129L88 128H86ZM139 129V128H138ZM145 129V128H144ZM163 129V128H162ZM172 129H173V127H172ZM176 128H174V130H171V129H168V130H171V131H177V130H175ZM198 129V128H197ZM208 129H209V127H208ZM208 129H203V130H208ZM212 129V128H211ZM217 129H219V128H217ZM48 130V129H47ZM111 130V129H110ZM110 130H108V132H109V134H111L112 133V131H110ZM150 130V129H149ZM160 130V129H159ZM166 130V129H165ZM179 130V129H178ZM213 130V129H212ZM215 130V129H214ZM213 130V135H211L210 134V138H212V136H214V140H219V137L220 136H222V133L221 132H218V130H215L214 131ZM225 130V129H224ZM223 130V131H224ZM246 130V129H245ZM10 130L8 129L7 131H4V132H6V134H8V132H9ZM123 131H125V130H123ZM163 131V130H162ZM189 131V130H188ZM227 131V130H226ZM28 132V131H27ZM107 132V133H108ZM148 132V131H147ZM190 132V131H189ZM244 132V131H243ZM249 132H251V131H249ZM31 133V132H30ZM33 133V132H32ZM145 133H146V131H145ZM159 133H162V132H160L159 131ZM175 133V132H174ZM192 133V132H191ZM108 134V135H109ZM114 134V133H113ZM132 134H133V132H132ZM131 134V135H132ZM138 134V133H137ZM165 134V133H164ZM169 134H171L170 132H169ZM176 134V133H175ZM180 134V133H179ZM187 134V133H186ZM28 135V134H27ZM31 135V134H30ZM134 135V134H133ZM181 135H182V133H181ZM192 135H194V134H192ZM244 135H249L248 133H243V137L244 138H246V139H248V140H250L249 139V137H245ZM5 136V135H4ZM79 136H81V135H79ZM177 136V135H176ZM179 136V135H178ZM201 136V135H200ZM240 136V135H239ZM119 137V136H118ZM142 137V136H141ZM151 137V136H150ZM143 138V137H142ZM147 138V137H146ZM145 138V139H146ZM180 138H182V137H180ZM194 138V137H193ZM196 138V137H195ZM202 138V137H201ZM204 138V137H203ZM133 139H135V137L133 138ZM138 139H140V138H137L136 140H138ZM177 139V137H175V140ZM230 139H232L231 137H229V138H225V139H223L224 141V143H222L221 145H223L221 148H220V146H218V145H216L217 147H214V145H211V143H210V145L207 147V149H203L202 148V146H201V148L202 149H200V151L198 152L200 155H202V153H204V152H210V153H214V152H217V151H220L219 153H215V154H211V155H207V156H205V157H203V160L205 161V163L204 164H201V162H199V161H197V160H195V161H192V162H189V163H193L194 164V168L196 169H193L194 171H196V172H200L202 175H198V174H196V173H194L193 174V171H192V169L191 168H188V169H186L184 172H183V174L186 172V171H188L189 169L191 170H189L188 172L190 173V175L191 174H193L194 176H196V177H194V176H192V177H194V178H192L191 180L193 181H195L194 183H192V184H189V183H191V182H187L186 184H188L190 187L192 186V185H194L195 186V184L196 185H198L199 183H201L203 180L202 179H205V178H203V175H205L206 177H208V178H212L213 176H214V174H211L210 173V171L211 170H214V167H216L217 168V166H215L216 164H218V165H221V163L222 164H224L225 165V163H226V161L225 160H227L226 158L228 157H225L226 155H225V153L224 152H222V150L223 149H228V147L229 148H232V149H234V150H237L238 148H240V147H243L242 145H240V144H235V143H230V144H228V145H226L225 144V142L226 141H228V140H230ZM255 139V138H254ZM78 140V139H77ZM170 140V139H169ZM178 140V139H177ZM180 140V139H179ZM190 140V139H189ZM196 140V139H195ZM194 140V141H195ZM255 140H257V139H255ZM157 141H159V140H157ZM181 141V140H180ZM191 141V140H190ZM201 141H202V139H201ZM200 141V142H201ZM242 141H243V139H242ZM79 142V141H78ZM142 142H144L143 140H142ZM141 142V143H142ZM148 142H150V140H148ZM162 142V141H161ZM174 142V141H173ZM179 142V141H178ZM200 142H197L198 144L200 143ZM207 142V141H206ZM246 142V141H245ZM244 141L242 142V144H244L245 143ZM264 142V141H263ZM80 143V142H79ZM44 144V143H43ZM157 145H158V143H156ZM161 144V143H160ZM170 144V143H169ZM174 144V143H173ZM172 144V145H173ZM187 144H189V143H187ZM201 144H205V143H201ZM201 144H199V145H201ZM48 145V144H47ZM180 145V144H179ZM190 145H191V143H190ZM189 145V146H190ZM198 145V146H199ZM208 145V144H207ZM245 146H246V144H244ZM81 146V145H80ZM160 146V145H159ZM171 146V145H170ZM175 146H177L176 144H175ZM185 146V145H184ZM193 146V145H192ZM198 146H196V147H198ZM172 147V146H171ZM174 147V146H173ZM173 147L171 148V150L173 149ZM179 147H182V145L181 146H179ZM188 147V146H187ZM186 147V148H187ZM214 147V148H213ZM163 148V147H162ZM183 149H184V147H182ZM195 148V147H194ZM248 148V147H247ZM251 148V147H250ZM249 148V149H250ZM87 149H89V148H87ZM86 149V150H87ZM101 149V148H100ZM165 149V148H164ZM175 149V148H174ZM90 150V149H89ZM105 150V149H104ZM144 150V149H143ZM154 150V149H153ZM162 150V149H161ZM165 150H167V149H165ZM170 150V151H171ZM188 150V149H187ZM192 150L193 149H191V150H189V151H185V152H182V151H180V152H178V153H189V155H191L190 153H192V154H195V153H193L192 152ZM259 150L261 151V149L259 148ZM92 151V150H91ZM96 151V150H95ZM147 151V150H146ZM145 151V152H146ZM167 151H169V150H167ZM166 151V152H167ZM174 151H176V150H174ZM174 151H172V152H174ZM225 151V150H224ZM227 151V150H226ZM238 151V150H237ZM263 151V150H262ZM62 152V151H61ZM93 152V151H92ZM101 151H99V153H100ZM149 152V151H148ZM165 152V153H166ZM239 152H241V150L239 149ZM95 153V152H94ZM98 153V154H99ZM141 153V152H140ZM154 154H155V152H153ZM233 153H234V151H233ZM100 154H102V153H100ZM139 154V153H138ZM157 154V153H156ZM132 155V154H131ZM145 155V154H144ZM158 155H159V153H158ZM177 155V154H176ZM238 155H240V154H238ZM102 156H104V155H102ZM130 155H126L125 157H123L124 158V161L127 163L128 161H129V158L131 157H129ZM184 156V155H183ZM187 156H188V154H187ZM186 156V157H187ZM203 156V155H202ZM231 156V155H230ZM229 156V157H230ZM250 156V155H249ZM100 157V156H99ZM107 157V156H106ZM129 157V158H128ZM141 157V156H140ZM147 157V156H146ZM151 157V156H150ZM149 157V158H150ZM165 157H166V155H165ZM172 157H173V155H172ZM185 157V156H184ZM189 157V156H188ZM228 157V158H229ZM107 158H109V157H107ZM112 158V157H111ZM121 158V157H120ZM136 158H138L137 156H136ZM135 158V159H136ZM152 158V157H151ZM156 158V157H155ZM158 158V157H157ZM156 158V159H157ZM196 158V157H195ZM198 158V157H197ZM259 158V157H258ZM119 159V158H118ZM145 159V158H144ZM210 159V160H209ZM241 159V158H240ZM247 159V158H246ZM107 160V159H106ZM121 160V159H120ZM155 160V159H154ZM224 160V161H223ZM110 164H112V165H121L120 166V168H119V171H114L115 173H118L119 174V176H117L118 177V181L120 182L121 181V179L123 178V176L122 175H131V174H128V172L127 171H123V167H122V164L120 163V162H115V160H111V159H108L107 160ZM124 161H122L123 163H124ZM148 161V160H147ZM151 161V160H150ZM150 161H149V164H151L150 163ZM238 161V160H237ZM241 161V160H240ZM130 162V161H129ZM128 162V163H129ZM151 162H153V161H151ZM165 162H166V160H165ZM174 162V161H173ZM228 162V161H227ZM234 162V161H233ZM232 162V163H233ZM127 163V164H128ZM155 163V162H154ZM164 163V162H163ZM175 163V162H174ZM179 163V162H178ZM230 163V162H229ZM78 163H76V165H77ZM167 164V163H166ZM172 164V163H171ZM170 164V165H171ZM227 164V163H226ZM104 165V164H103ZM160 165V164H159ZM162 165V164H161ZM161 165L159 166V167H161ZM253 165V164H252ZM252 165H251V167H252ZM62 166H63V169H64V164H63V154H62ZM128 166V165H127ZM167 166V165H166ZM221 166H223V165H221ZM232 166H233V164H232ZM248 166V165H247ZM141 167V166H140ZM158 167V166H157ZM164 167V166H163ZM162 167V168H163ZM173 167V166H172ZM227 167V166H226ZM225 167V168H226ZM237 167V166H236ZM260 167H261V165H260ZM91 168V167H90ZM108 168H110V167H108ZM127 168L128 167H126V170H127ZM144 168V167H143ZM178 168V167H177ZM176 168V169H177ZM219 168H221V167H219ZM257 168V167H256ZM259 168V167H258ZM263 168V167H262ZM93 171H95V172H97V173H99V174H103V176H105L106 177V179L107 180H110V176L108 177V175L103 171V172H101L100 170H96V168L95 169H93V168H91ZM164 169V168H163ZM222 169V168H221ZM227 169V168H226ZM247 169H248V167H247ZM253 168H251V169H249V170H252ZM149 170V169H148ZM218 170V169H217ZM223 170V169H222ZM242 170V169H241ZM246 170V169H245ZM248 170V171H249ZM263 169H261V170H259V172H260V174H262L263 176H260L259 175V177H264V171H262ZM111 171V170H110ZM113 171V170H112ZM111 171V172H112ZM140 171V170H139ZM138 171V172H139ZM145 171H147V170H145ZM153 171V170H152ZM151 171V172H152ZM219 171H221V170H219ZM235 171H236V169H235ZM247 171V172H248ZM168 172V171H167ZM172 172V171H171ZM209 172V173H208ZM225 172V171H224ZM244 172V171H243ZM113 173V172H112ZM140 173H141V171H140ZM148 173V172H147ZM163 173V172H162ZM162 173H160V174H162ZM172 173H174V171L172 172ZM237 173V172H236ZM245 173V172H244ZM146 174V173H145ZM164 174V173H163ZM235 174V173H234ZM238 175L235 177L234 175V177L237 179V178H239L240 180H241V183L242 184H244L245 182H250V181H253V183L255 182V185H256V188L255 187H253L252 188V192L254 193V194H256L257 196L256 197H259V198H263L264 197V187L263 188H259V189H257L258 188V182H256V180L257 181H259V179L257 178H252V179H249V177H248V175H246V174H244V175H246V176H239L240 175V173H237ZM249 174V173H248ZM135 175V174H134ZM133 175V176H134ZM141 175V174H140ZM149 175H150V173H149ZM189 175V176H190ZM221 175H223V174H221ZM231 175V174H230ZM151 176V175H150ZM160 176V175H159ZM224 177H220V178H223L225 181H230V178H229V176H228V174H226V175H223ZM39 177V176H38ZM78 177H80L81 178V181L82 182H85L86 180L85 179H87V180H89L90 182H93V183H99V182H97V179H95V178H89V176H86V175H79ZM139 177V176H138ZM137 177V178H138ZM161 177V176H160ZM159 177V178H160ZM163 177H164V175H163ZM233 177V178H234ZM40 178V177H39ZM126 178V177H125ZM227 178H229V179H227ZM235 178L234 179H232V180H234L235 181ZM160 179H162V178H160ZM184 179V178H183ZM214 179H215V176H214ZM39 180V179H38ZM92 180V181H91ZM216 180V179H215ZM232 180L230 181V183L232 182ZM111 181V180H110ZM109 181V182H110ZM183 181H185V179L183 180ZM42 182V181H41ZM43 182H44V180H43ZM112 182V181H111ZM236 182V181H235ZM64 183V182H63ZM124 183V182H123ZM83 184V183H82ZM86 184V183H85ZM120 184H122V183H120ZM48 185V184H47ZM90 185V184H89ZM98 185V184H97ZM96 185V186H97ZM123 185V184H122ZM207 185H210V183L209 184H207ZM26 186V185H25ZM45 186H46V183H45ZM53 186V185H52ZM51 185H50V187L51 188H54V187H52ZM101 186L103 187V185L101 184ZM215 186V184L213 183V185H212V187L211 186H207V187H205L206 189H204V188H202V191H203V193H205L206 191H209L208 189H210V188H212V192H214V190H213V188H215L214 187ZM99 187H100V185H99ZM119 187V186H118ZM190 187H189V189H190ZM95 188V187H94ZM98 188V187H97ZM120 188V190H117L116 189V191L118 192H120V194L121 193H126V191H125V189L127 190V191H129L128 190V188L127 187H125L124 186V189H122L121 187H119ZM208 188V189H207ZM102 189H105V187H103ZM107 189V188H106ZM25 190H27V189H25ZM98 192L100 191L101 193H103V192H107V190H100V188L99 189H96ZM133 191V190H132ZM199 191H200V189H199ZM197 193H198V191H197ZM201 193V192H200ZM215 193H216V191H215ZM71 194V193H70ZM71 195H73V194H71ZM198 195V194H197ZM113 195H110V197H112ZM215 196V195H214ZM213 197V196H212ZM112 198H114V197H112ZM195 198V197H194ZM264 199V198H263ZM204 201H206V200H204ZM203 201V202H204ZM143 203H142V205H144V207L147 209V210H150L151 208H153L154 207V205L150 202V203H147L148 201H142ZM263 202V201H262ZM232 203H235L234 205V207L236 208L238 205H242V204H244L242 201H236V202H232ZM140 204H141V202H140ZM167 205H168V207L167 208H165L166 210H164V211H167V209H171V208H173V207H175V206H173V204H172V202H168L167 203ZM177 205V204H176ZM180 205V204H179ZM141 206V205H140ZM227 206V208H230V203L229 204H227L226 205ZM257 206V205H256ZM138 207V206H137ZM180 207H181V205H180ZM251 207V205L249 204H247L246 205V207H243V210H245V209H248V208H250ZM91 209H96V211H99V207H96L95 205L93 206V204L91 205V207H90ZM140 208V207H139ZM226 208V209H227ZM245 208V209H244ZM252 208V207H251ZM252 210V209H251ZM151 211V210H150ZM149 212V211H148ZM147 211L146 212H143L144 213V215H146L147 216V214L146 213H148ZM157 212V211H156ZM156 212H151V213H149V215L151 214V216H156L157 214H156ZM166 213V212H165ZM254 214H259V212L258 211H255V213ZM260 215V214H259ZM258 216V215H257ZM261 216V215H260ZM232 217H234V218H229L228 220H226V222H231V221H234V220H237V219H239L240 217H242L241 215H239V214H235L234 216H232ZM211 218H213V216H210L209 217V219H211ZM113 219V218H112ZM263 221H264V218H261ZM169 221H167V220H165L166 221V223H168L167 224V229H166V227H164L163 225H160V224H158V227H162L164 230H167V231H170L169 230V226H171V227H175V225H177V226H183V225H188V221H186V222H184V221H182V219H180V218H178L177 219V217H175V218H170V219H168ZM223 222H225V221H223ZM250 222V223H249ZM215 224H208V225H206V227H202L201 229H200V231H201V233H203V234H205V235H208V236H212V235H215V234H217V233H219V232H221V230H222V226L223 225H221L219 222H214ZM245 224V223H244ZM248 224V225H247ZM103 225V224H102ZM242 224H240V225H237V226H235V227H232L231 228V233L230 234H227V236H226V238L228 239V241L229 242H231V241H235V236H243L240 232H242V231H244V230H241V231H239V226L240 227H243V226H241ZM245 225H247V226H249L250 227V229L252 230V231H254V232H257V233H262V234H264V224H261V223H257L256 224V222H254V221H252V220H249L248 221V223H246ZM246 226V227H247ZM220 227V229H219V231H217L216 232V230H217V228H219ZM138 229V231H139V233H140V235H142V232H146V230L144 229V228H141V227H139V228H137ZM234 230V231H233ZM87 231V230H86ZM123 230H121L120 232H122ZM125 231V230H124ZM236 231H239V233L238 232H236ZM216 232V233H215ZM148 233V232H147ZM162 233H164V232H162ZM242 233H244V232H242ZM87 234V233H86ZM232 234H234L233 236H232ZM145 234H143L142 235V238H143V236H144ZM52 236V235H51ZM120 236V235H119ZM128 237H130V236H128ZM127 236H123V238L125 239V240H127V238H128ZM244 237H246V236H244ZM220 238V240H222V239H224L225 240V236H221V237H219ZM122 239V238H121ZM188 239L194 244V245H196V243H198V242H202V243H204L203 241H207V242H211L210 240H206V238L205 237H201V236H197V237H195V236H192V237H188ZM108 240V239H107ZM240 240V239H239ZM117 241V240H116ZM115 241V242H116ZM124 241V240H123ZM147 241V240H146ZM217 241L219 242V239H217ZM150 242H152V241H150ZM207 242H205V243H207ZM121 243V242H120ZM41 244V243H40ZM124 244V243H123ZM183 245H182V247H181V245H180V247L181 248H183L184 246H186V244H184V243H182ZM33 245V244H32ZM126 246L125 247H128L127 246V244H125ZM129 245V244H128ZM134 245H136V244H134ZM199 245V244H198ZM198 245H196L197 247H199ZM202 245V244H201ZM200 245V246H201ZM124 246V245H123ZM137 246V245H136ZM203 246V245H202ZM187 247V246H186ZM264 247V246H263ZM130 248V247H129ZM132 248V247H131ZM188 248V247H187ZM199 248H201V249H203L202 247H199ZM224 248V247H223ZM164 249H166L165 251H167V250H169V249H172V248H170V247H168V248H163V250ZM185 249V248H184ZM189 249V248H188ZM226 249V248H225ZM126 250V249H125ZM131 250V249H130ZM126 251H128V249L126 250ZM132 251H134V250H132ZM136 251V250H135ZM189 251H190V249H189ZM129 252V251H128ZM188 252V251H187ZM191 252V251H190ZM209 252V251H208ZM227 253H230L229 251H226ZM250 252V251H249ZM9 253V252H8ZM7 253V254H8ZM173 253H176V252H173ZM189 253V252H188ZM193 253V252H192ZM211 253V252H210ZM251 254H249V255H251V257H253V252H250ZM4 254V253H3ZM190 254V253H189ZM261 254V253H260ZM190 255H192V254H190ZM137 256H139V255H137ZM136 256V257H137ZM193 256H195V254L193 253ZM264 256V255H263ZM121 257V256H120ZM135 257V258H136ZM140 257V256H139ZM160 257V256H159ZM183 257V256H182ZM239 257V256H238ZM254 257H256V256H254ZM82 258V257H81ZM127 258V257H126ZM134 258V259H135ZM184 258V257H183ZM239 258H241V256L239 257ZM243 258V257H242ZM242 258L241 259H235L234 261H238L237 262V264H244V260H246V259H244V260H242ZM247 258V257H246ZM249 258V257H248ZM258 258H260V257H258ZM138 259V258H137ZM140 259V258H139ZM251 259V258H250ZM122 260H125V259H122ZM127 260V259H126ZM125 260V261H126ZM136 260V259H135ZM155 260V259H154ZM119 261V260H118ZM182 261H184V262H186V263H184V264H194V263H192V262H187V260L184 258ZM254 261H256V260H254ZM253 260H250V262L249 263H246V264H259V263H255ZM120 262V261H119ZM130 262V261H129ZM132 262H134V260L132 261ZM257 262V261H256ZM120 263H122V264H127L128 262H120ZM213 262H211V264H212ZM128 264H130V263H128ZM153 264V263H152ZM157 264V263H156ZM217 264V263H216Z\"/></svg>", "mask_w": 264, "mask_h": 264}, {"label": "crops", "instance_id": "obj_4", "mask_svg": "<svg viewBox=\"0 0 264 264\" xmlns=\"http://www.w3.org/2000/svg\"><path fill=\"white\" fill-rule=\"evenodd\" d=\"M231 1H233V0H231ZM231 1L229 2L230 4H231ZM228 3V4H229ZM240 7H242V6H240ZM244 8V7H243ZM257 10V9H256ZM242 11H244V9L242 10ZM258 11V10H257ZM239 12H241V11H239ZM99 49V48H98ZM136 59H137V56H136ZM173 59V58H172ZM177 61V60H176ZM129 62H131V61H129ZM200 62V61H199ZM125 63H127V62H125ZM196 63V62H195ZM201 63V62H200ZM161 64V63H160ZM162 65V64H161ZM165 64H163L162 66H164ZM199 65V67H197V68H200L201 66H202V64H197V66ZM256 66H261V65H264V61L263 62H261L260 61V64H255ZM152 66V65H151ZM151 66L150 67H148V68H151ZM195 67H196V65H194ZM100 69H97V71H99ZM188 70V69H187ZM102 72H104V71H108V70H105V69H102L101 70ZM114 71L116 72V71H118V70H109V73H107V74H104L105 76L106 75H108V74H114ZM135 71H139V70H137V69H135V70H133V71H129L128 72V74H129V77H130V79H134V81H136V79H135V77H132V76H134L135 75ZM184 71H186V70H184ZM189 71V70H188ZM88 73H89V70L87 71ZM190 73H192L191 71H189ZM131 73H133L134 75H132ZM139 73V72H138ZM121 73H119L115 78H112L111 80H109V81H107V82H111V81H113V80H116V79H118V78H120L121 77V75H120ZM193 74V73H192ZM103 74H97L96 75V77H98V78H100L99 76H104ZM124 80H127V79H124ZM150 79H148V81H149ZM179 80V79H178ZM194 80H196V78L194 79ZM69 83H76V82H78L79 83V80H77V78H74V80L73 81H70V78L67 80ZM133 81V80H132ZM122 82V81H121ZM127 82H128V84H130L131 85V83H129V81L127 80ZM181 82L182 81H180L179 82V84H177V85H181ZM194 81H191V80H186V78H185V80H184V89H185V87H188V86H190V89L192 90V88L194 87V85H192V83H193ZM120 83V82H119ZM119 84H117L116 86H118ZM163 86H164V88H165V85L164 84H162ZM81 87V88H80ZM78 88H80V90L79 91H76V92H80V93H82V85H80ZM171 91L175 94V93H178L175 89H171ZM98 93V92H97ZM198 95H199V93H198ZM99 97V96H98ZM93 98H97V97H93ZM224 101H225V99H224ZM223 101V102H224ZM90 103H94L96 106H98L99 105V103H100V100L99 99H97V101L96 100H91L90 101ZM129 115H127V116H124V117H126V120L129 122L130 121V119H129V117H128ZM66 117V116H65ZM123 117V118H124ZM98 119H99V116H98ZM66 120H67V118H66ZM100 120V119H99ZM68 121V120H67ZM192 121H194V120H192ZM115 123V122H114ZM194 123H197V122H194ZM192 125H193V123H191ZM24 126V125H23ZM90 131H92V130H90ZM90 131H88V132H90ZM124 138H127L128 139V136H124ZM127 142H129V143H132V141H127ZM245 144H247V146H250L251 147V151H252V153L255 155H253L254 156V158H256V160H259V158H257L256 157V155H258L259 153H261L260 151H259V148L258 147H256V146H254L252 143L250 144V143H246L245 142ZM132 145H135V144H133L132 143ZM261 149V148H260ZM127 149H125V151H126ZM240 150H242L241 152L242 153H244L243 155H240L241 157H245V159L248 157V153L246 152V150L245 149H240ZM262 150H264V149H262ZM239 151V150H238ZM127 155H131V154H127ZM195 160V159H194ZM224 161V160H223ZM188 162H192V161H188ZM223 163V162H222ZM216 166V165H215ZM96 170H97V168H96ZM190 170V169H189ZM188 170V171H189ZM191 171V170H190ZM187 172V171H186ZM185 172V173H186ZM209 173V172H208ZM214 173V175H215V177L217 178V179H221V180H223V181H225L223 178H220L218 175H217V173L216 172H213ZM169 174H171L172 175V173H169ZM189 173H187L186 175H188ZM170 175V176H171ZM133 176V175H132ZM202 180H204V179H202ZM231 180V179H230ZM236 181V182H235ZM235 181L234 180H232V182L231 183H238V182H241V180L239 179V178H235ZM185 183H187V182H191V183H189V184H192V183H194L195 181L193 180H190V179H185V181H184ZM225 182H227V183H230V181H225ZM119 183H121V182H119ZM196 185V184H195ZM192 186H194V185H192ZM191 186V187H192ZM206 186H209V185H205L203 188L204 189H206L205 187ZM211 186V185H210ZM190 187V188H191ZM212 187V186H211ZM215 187V186H214ZM208 189V188H207ZM215 189V190H214ZM210 192H212V188H210V189H208ZM213 190H214V192L216 191V194H215V196L214 195H212L213 197H211L210 198V200H207V201H205V203L206 204H211L212 203V201H214L215 200V198L220 194V189H218L217 187H215V188H213ZM203 193V191H202V188L200 189V191L198 190V193H196V195L194 196V197H198V196H200L201 195V193ZM198 194V195H197ZM238 194L237 195H234L232 198H231V200L233 201V200H235V199H237L238 198ZM172 202V204H173V206H176V207H180V203H178V202H173V201H171ZM177 204V205H176ZM180 204V205H179ZM229 204V203H228ZM227 205V204H226ZM141 206H144V205H141ZM225 208H227V206H225ZM230 218H234V217H230ZM229 219V218H228ZM227 219V220H228ZM184 222H186V221H184ZM248 225V224H247ZM247 225H245V224H242L241 226H243V227H240L239 226V231H241V230H244V231H242V232H244V233H242V232H240L243 236L241 237V236H235L234 238H235V241H231V242H229L228 241V239L227 238H225V240L224 239H222V240H220L219 239V242L216 240V241H211V242H207V241H203L204 243H202V242H198V243H196V245H198L199 247H202L203 249H205V250H207V251H209V252H211V253H213V252H215V251H218L219 249H221V248H223V249H225L226 251H230V252H242L243 254H241V253H239L240 255H241V258H242V260H244V259H246V260H244L245 262H244V264H246V263H249L250 262V257H249V255H248V253L249 254H251L249 251H251V252H253V256H256V257H263V255H264V234H262V233H255L254 231H252L251 229H250V227L249 226H247ZM247 226V227H246ZM219 229H220V227L219 228H217V230H216V232L217 231H219ZM234 231V230H233ZM239 231H236V232H238L239 233ZM163 232H166V231H163ZM215 232V233H216ZM231 233V232H230ZM234 234H232V236H233ZM244 236H246V237H244ZM240 239V240H239ZM205 242H207V243H205ZM203 246H202V245ZM201 245V246H200ZM182 247V246H181ZM240 247H242V251H236V249H238V248H240ZM183 248H185V250L186 251H188L190 254H192V256H193V253L192 252H190L189 251V249L186 247V246H184ZM261 253V254H260ZM172 256H175L176 258H177V260H183L184 258L181 256V255H179V254H172ZM240 257V256H239ZM237 258V259H241V258ZM247 257V258H246ZM249 257V258H248ZM188 262V261H187ZM255 263H258V262H256V261H254ZM212 264H216L215 262H213Z\"/></svg>", "mask_w": 264, "mask_h": 264}, {"label": "snow or ice", "instance_id": "obj_5", "mask_svg": "<svg viewBox=\"0 0 264 264\" xmlns=\"http://www.w3.org/2000/svg\"><path fill=\"white\" fill-rule=\"evenodd\" d=\"M218 4L220 7H224V8L228 7V4L224 3V0H212V2L206 6L205 11H210L213 7H216ZM45 130H47V129L45 128ZM58 132L61 136H64L65 130L63 128H59ZM48 138L51 139L52 137H48ZM36 139L39 140V139H41V137L37 136ZM112 175L119 176V174L115 173V172H113ZM95 179H97V182H100L101 180H103V177H98ZM244 186H247V182L244 183ZM110 187H111V185H110ZM234 187H236L237 190L239 191L241 186H234ZM169 191H171V189H169ZM165 202H167V201H165ZM197 203H199V201H197ZM205 210L207 211V209H205ZM160 243L163 244L164 242L160 241ZM211 255L219 257L222 261L225 262V264H233V261L236 258H238V254H233L232 257H229L226 254V250L223 248L219 249L218 251L211 253Z\"/></svg>", "mask_w": 264, "mask_h": 264}]
</instances>
